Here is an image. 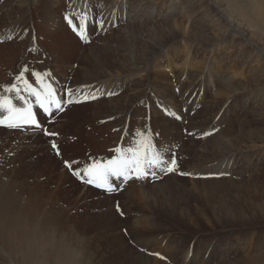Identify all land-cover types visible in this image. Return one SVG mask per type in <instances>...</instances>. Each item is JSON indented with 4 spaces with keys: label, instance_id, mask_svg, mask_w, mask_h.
<instances>
[{
    "label": "rangeland",
    "instance_id": "374dc122",
    "mask_svg": "<svg viewBox=\"0 0 264 264\" xmlns=\"http://www.w3.org/2000/svg\"><path fill=\"white\" fill-rule=\"evenodd\" d=\"M172 2L176 8H168L162 0H152V6L146 7L158 13L151 18L155 22L143 21L136 41L146 44L145 55L152 44L161 50L143 66L141 75L152 86L150 96L146 103L132 107L127 127L120 133L118 119L106 117L105 140L60 148L61 156L50 145L70 142L66 124L71 115L65 111L46 116L47 121L41 123L47 131L58 133L55 137L39 130H0V174L15 189L35 192V204L51 196L50 215L54 207L58 209L52 220L65 228L73 225L76 232L89 237L92 264H264V19L246 16L243 0ZM70 3L32 0L27 6V0H0V19L17 20L20 30L13 40L0 43L6 46L15 41L13 53L19 54L18 61L7 64V56H0V89L13 83L22 65L50 72L61 88L71 83L69 72L81 74L78 60L63 63L59 51L50 46L51 34L70 32L72 40L83 44L78 54L88 45L95 50L110 41L111 48L100 55L99 64L112 73L135 60L134 53L129 54L135 32L120 34L115 18L113 23L104 19L103 33L99 30L82 42L64 21ZM119 4L126 8L123 14L130 16L127 3ZM181 6L183 13H173ZM92 8L95 14L105 9L98 3ZM3 27L0 23V30L9 32ZM94 56L84 59L87 65ZM67 64L66 75L53 70L55 65ZM85 115L89 116L88 111ZM60 120L61 128L49 130ZM136 132L158 134L156 143L169 149L168 158L175 154L176 170L158 173L156 180H132L125 190L107 193L89 190L93 186L81 183L64 168L65 160H76L83 167L108 159L116 147L127 146ZM206 132L211 134L203 135ZM6 207L0 203V264H30L41 234L28 236L32 217Z\"/></svg>",
    "mask_w": 264,
    "mask_h": 264
},
{
    "label": "bare ground",
    "instance_id": "6f19581e",
    "mask_svg": "<svg viewBox=\"0 0 264 264\" xmlns=\"http://www.w3.org/2000/svg\"><path fill=\"white\" fill-rule=\"evenodd\" d=\"M23 1L26 3V0H23ZM27 1L29 2V4L28 5L26 4V5L30 6V1L32 2V0H27ZM69 1H71V3L68 4V5H70V8H68L67 14L76 12V11L81 10L83 8H87L89 10L90 18L93 16H95L96 18L102 17L106 21L109 20V18H110L111 23H113L114 18H115L117 26H118L117 31L120 34H123V32L125 33V31L127 32L128 30L134 31L135 34L134 33L133 34H134L135 44L132 47H130L131 52H129V54L131 55V53H134V55H135L134 59L135 60L130 59L132 61H129L130 64L127 67L122 68L121 70H118V71L117 70L113 71L115 73H112V72H109L106 68H104V67L102 68V65L99 64V62H101L100 55L104 56L106 54L105 53L106 50L111 48V45H109L110 41H104L103 46L98 45L97 47H100V49H97L95 47L96 48L95 50H93V49L91 50L92 45H88V48L85 50V52L78 54L77 48L82 47L83 44L79 40L76 42L74 40H72V38L70 36V34H71L70 32L67 33L68 34L67 36H64V34H54V35L51 34L50 35L53 37V40L51 42L52 45H50V46H53L55 49H57V51H59V54H60L59 56L62 57V60H64L63 63H68L69 59L78 60L81 64V68H82V71H80L81 74H79V75H78L77 70H75V71L72 70L71 72H69V64L65 65L64 67H59V66L55 65L54 66L55 69H53L59 73H65V75L68 74L67 72H69V74L72 76L71 83L65 85V83H66V81H65L64 82L65 87L61 88L55 82V87L57 89H71L74 93L77 94L73 97V99L80 101V102H75L76 104H69L65 109V112L69 113L71 115L70 118L68 119V123L66 124V127H67L66 131L70 130V132L68 134H70V137L72 140L70 139V142L66 141L65 143L60 142V144H58L59 149L62 148L63 150L68 149V148H77L78 146L79 147L80 146H89V145L92 146L97 142V141L95 142V140H101V139L105 140V138H107L106 137L107 134L104 133L106 130L105 131L102 130V127L105 126V122L103 121V119L106 117H109L111 115L113 117L115 116L118 119L117 128L119 129V132H120V130H123L124 128L127 127V124L129 123V120H130V111L132 110V107H134L135 104H140V101H144L146 103V101L148 100V96H150L148 94H149L150 88L152 86L151 85L149 86L148 81L146 80L147 79L146 75H143V74L141 75L142 70L144 71L143 66L146 63V61H148L147 60L148 58H152V57L156 56V54L161 50V48H157V46L152 44L149 46V48H150L149 53L145 55L144 46L146 44L145 43L142 44L140 41H136V39L139 38L142 34V32H139L140 31L139 27L143 25V23H144L143 21L146 18H147V20L148 19L150 20L151 18L155 17L156 13H158L157 9H155L154 12H153V10L147 9L148 7L150 8V6H152V3H151L152 0H129L131 5L128 2V0H124L128 5L129 11H130L129 12L130 16L127 15L126 13L123 14L124 13L123 11H125L126 8L125 7L122 8V5L119 4L122 0H115L114 3H113V0H101V2H104V3L98 2V0H68V2ZM162 1L168 2V4L166 3L169 6L168 8L172 9L173 7L174 8L177 7V6L175 7V5H173V2H172L173 0H162ZM176 1L177 0H175V2ZM243 1H244V3H246L245 4L246 16L255 18L257 20L264 19V0H243ZM97 3L101 4L102 7H104L105 9L103 10V12L101 9V11H99L98 14H95V13H92L94 11V9L92 7L97 5ZM132 3H133L134 7H132ZM177 3L180 5L179 2H177ZM9 5H11V4H9ZM180 8H182V9L180 10L178 8V9H176L177 11L175 10V11H173V13H176L177 15L179 13L180 14L183 13L184 7L181 6ZM31 9H33V8L31 7ZM51 10H52L51 12L56 13V10L54 8H52ZM115 10H117V12H118L117 15L115 14L116 16L112 12V11L115 12ZM11 12H13V11H11ZM189 13H191V12L189 11ZM5 15H2V16H5ZM121 15H125V16H121ZM64 16H65V14H64ZM22 17L24 18V16H22ZM22 17H20L19 20H22L21 19ZM2 18L0 19L1 21H2ZM4 18H6V17H4ZM8 19H6V21H2V22L0 21V23L3 24V26H4L3 27L4 30H6V29L8 30V28H9V32L8 31L4 32L3 29L0 30V38H4L5 36L16 37L18 34V31H20L19 27H17V25H18L16 23L17 20L16 21L10 20V22H8L7 21ZM106 21H105V25H106ZM150 22L153 23L155 21H153L151 19ZM176 22H179V21L177 20ZM182 22H184V21H181V23ZM189 22H190V19H189ZM161 23H162V21H161ZM161 23H160V25H162ZM174 23H175V21H174ZM163 25H165V24H163ZM60 30H62V29H59L56 32H59ZM103 30H105V27L102 30H100L101 32L99 33V30H95L93 25L90 24L88 36L92 33H94L95 35L96 34L98 35V33L101 34V33H103ZM2 32H4V33H2ZM155 32H156V30H155ZM22 33H23V31L21 32L20 35H22ZM148 33H151V32H148ZM153 34L155 35V33H153ZM20 35H19V37H20ZM150 38H152V36ZM14 42L15 41L8 43V45H6V46L0 45V56H2V55L7 56L6 58H4L5 59L4 63H6V64L19 60V54L13 53V52L17 51V49H15L16 46H15ZM150 42H152V41H148V43H150ZM122 50L124 52H126L128 49L125 48ZM68 53L69 54L74 53V55L73 54L67 55ZM89 55H92V56L95 55V56L89 58V63L87 65L86 62L84 61V59L88 58ZM124 55H126V54H124ZM47 57L49 59H51L52 55H47ZM0 61H1V59H0ZM49 61L50 60H48V62ZM1 64L2 63H0V67H1ZM84 67L86 68V70ZM125 70H129V71L127 72ZM121 71H123V72H121ZM75 76H76V80H75ZM184 79H186V78H184ZM138 80H140V81H138ZM109 93H112V95H109ZM93 95L95 96V99L91 98ZM85 96H88L89 99L85 100L84 99ZM90 105L94 106L93 110L90 111L89 109H85V107L88 108V107H90ZM87 111L89 113V116L85 115ZM46 116L47 115H39L38 119L40 120L41 123H42V121H44V122L47 121ZM66 117H68V116L66 115ZM114 121H116V120H114ZM61 122L62 121L60 120L58 123L54 124L55 127L52 126L53 128H50L49 130L56 132V130H58L57 128H61V126H62ZM3 129L4 130H11V131L12 130H14V131L23 130V129H10L8 127L0 126V130H3ZM105 129H106V127H105ZM106 132H108V131H106ZM197 134H200V130L197 131ZM115 142L117 143V140ZM100 145H101V143H100ZM220 145H222V144H220ZM212 156H214V155H212ZM50 158H52V156ZM106 159L107 158H104L101 161H104ZM216 161H218V160H216ZM215 164H217V163L215 162ZM211 166H213V164ZM2 176L3 175L1 173L0 174V203H1V205H3V204H5V206L8 205V207H6V208H11V209L14 208V209L18 210L20 213L19 215L23 214L26 216V214H28L29 216H27V217H29V218L32 217V220H33L32 223L33 224L32 225L30 224L32 227V228H30L32 232L29 231L28 236L31 237L33 234H39V233L42 235V233H45L48 230V225L50 223L58 224L57 221H55V222L53 221L55 218L52 220V217L57 215L58 209L56 210V208L54 207L52 209L53 213H51V215H54V216L50 215L49 204L52 203L51 196L47 197L43 203L38 202L35 204L34 203L35 192H33V193L32 192H24L23 191L24 189L22 187H21L22 189H19V190L15 189L12 186L13 185L12 182H10L9 180H8V182H6V180H4L3 179L4 177L2 178ZM63 186H65V185H63ZM86 186H89V185H86ZM89 190L94 191V192L103 191V190H99L95 187H92ZM33 203H34V205H32ZM19 215H17V217ZM23 215H21V216H23ZM11 216H12V214H11ZM9 220H11V219H9ZM58 222H60V221H58ZM59 224H61V223H59ZM2 227L3 226H1V228ZM21 233H23V232H21ZM11 235H13V234H11ZM15 236L16 235H14V237ZM8 237L10 238V236H8ZM20 238H21V236H20ZM33 240H35V239H33Z\"/></svg>",
    "mask_w": 264,
    "mask_h": 264
},
{
    "label": "snow or ice",
    "instance_id": "6c2138e0",
    "mask_svg": "<svg viewBox=\"0 0 264 264\" xmlns=\"http://www.w3.org/2000/svg\"><path fill=\"white\" fill-rule=\"evenodd\" d=\"M64 21L82 42L89 39L90 24L95 30L103 29L105 24L102 17L90 18L87 8L65 14ZM13 39L12 36H8L6 40H0V43ZM75 95L77 94L71 89H57L50 72L30 70L27 65H22L13 77V83L0 89V126L25 131L39 130L45 136L55 137L58 133L44 129L38 117L39 115L51 117L65 111L66 105L80 102L73 99ZM91 98L95 99V96ZM84 99L88 100L89 97L85 96ZM210 134L203 133L205 136ZM157 137L158 134L136 132L132 134L127 146L116 147L110 158L104 161L93 160L80 167L76 160H65L63 165L81 183L107 193L123 191L132 180L147 181L149 178L156 180L159 178L158 173L167 174L176 170L175 154L173 153L169 159V149L158 145ZM50 146L56 156H61L57 143L53 141ZM116 210L120 212L119 204Z\"/></svg>",
    "mask_w": 264,
    "mask_h": 264
},
{
    "label": "clouds",
    "instance_id": "9594fccd",
    "mask_svg": "<svg viewBox=\"0 0 264 264\" xmlns=\"http://www.w3.org/2000/svg\"><path fill=\"white\" fill-rule=\"evenodd\" d=\"M30 264H92L89 237L76 232L73 225L50 223L40 236Z\"/></svg>",
    "mask_w": 264,
    "mask_h": 264
}]
</instances>
